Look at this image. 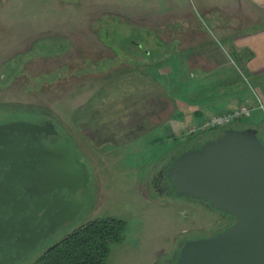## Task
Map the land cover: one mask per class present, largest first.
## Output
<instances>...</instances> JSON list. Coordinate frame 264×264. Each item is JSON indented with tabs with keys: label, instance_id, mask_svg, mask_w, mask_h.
<instances>
[{
	"label": "rangeland",
	"instance_id": "rangeland-1",
	"mask_svg": "<svg viewBox=\"0 0 264 264\" xmlns=\"http://www.w3.org/2000/svg\"><path fill=\"white\" fill-rule=\"evenodd\" d=\"M209 4L0 0V119L51 118L95 173L83 216L26 264H35L68 235L102 219L127 225L123 242L111 246L106 264L172 263L184 240L209 238L217 228L219 219L205 207L158 195L153 179L177 151L220 133L187 136L184 127L175 145L161 128L173 112L167 104L170 95L181 78L186 81L194 73L196 53L187 59L180 51L208 44L211 16L234 33L264 26L263 6L246 0L222 9ZM254 14L263 16L248 23L245 18ZM231 67L237 80H247L254 109L258 102L264 109V81L255 96L257 85L247 71ZM262 122L264 110L259 109L230 128ZM258 129L264 140V124ZM154 139L165 146L155 148Z\"/></svg>",
	"mask_w": 264,
	"mask_h": 264
},
{
	"label": "water",
	"instance_id": "water-1",
	"mask_svg": "<svg viewBox=\"0 0 264 264\" xmlns=\"http://www.w3.org/2000/svg\"><path fill=\"white\" fill-rule=\"evenodd\" d=\"M33 128L45 132L47 126L37 128L26 122L0 126V146L6 145V138ZM258 134L254 128L226 129L199 148L183 152L166 169L165 176L177 199L207 203L236 220L226 231L186 242L175 264H264V144ZM49 158L52 162H48L50 170L43 176V188L47 189L43 194L88 189L94 172L77 157L72 145L62 142ZM12 183L11 179L5 180L0 191L8 190ZM38 191L41 195V189ZM84 209L85 200L69 203L60 211L52 208L55 215L47 212L43 217L49 230L30 239V222L27 223V231L20 239L23 254L17 261L56 236L64 225L74 224Z\"/></svg>",
	"mask_w": 264,
	"mask_h": 264
},
{
	"label": "flooded vegetation",
	"instance_id": "flooded-vegetation-1",
	"mask_svg": "<svg viewBox=\"0 0 264 264\" xmlns=\"http://www.w3.org/2000/svg\"><path fill=\"white\" fill-rule=\"evenodd\" d=\"M12 122H26L37 128L47 126L45 132H39L36 128H33L28 132L16 133L14 136L6 138L8 142L5 146H0V185L4 184L7 179L13 180L8 190L0 191L1 195H4L3 198H0V264H26L57 236L66 233L73 226V224L64 225L56 236L45 243H40L35 252L21 261H17L18 257L23 254L20 239L27 231V223L30 222V233L28 234L30 239L49 230L50 225L47 220L44 221L43 217L47 212L54 216L55 213L52 212V208L60 211L69 203L85 200V209L82 211L80 219L88 205L89 196L95 183V173L87 190L78 189L71 193L69 189H62L61 193L56 190L43 194L44 190H47L43 188V176H45L47 169L50 170L48 164L52 162L49 155L62 142L72 145L77 151V157L86 162L92 170L90 162L82 156L78 147L51 118L10 117L0 119V126ZM166 169L167 167H162L155 175L158 183L154 185V188L158 195L171 197L175 192L165 176ZM40 189L42 191L41 195L38 191ZM190 203L205 207L213 216L215 214L219 215L220 220H218V225L215 226L217 228L212 230L213 232L209 234L210 237L221 231H226L225 229L230 223H228V217L224 213H216L217 211L214 208L204 202L193 201ZM188 241L192 240L183 241L176 247L171 258L172 261L177 262L180 249ZM168 263L173 264L170 261Z\"/></svg>",
	"mask_w": 264,
	"mask_h": 264
},
{
	"label": "crops",
	"instance_id": "crops-1",
	"mask_svg": "<svg viewBox=\"0 0 264 264\" xmlns=\"http://www.w3.org/2000/svg\"><path fill=\"white\" fill-rule=\"evenodd\" d=\"M246 1L252 3L253 6H263L264 10V0ZM233 4L239 6L240 0H231V2L228 0H210L209 5L212 8L215 6L214 9H222L224 6H234ZM262 16L254 14V17L248 16L249 18L246 17L245 19L249 23L257 21L258 18L260 20ZM210 20L211 31L208 33L210 34L208 44L196 43L193 48L180 51V53L187 55H184V58L187 59H189L188 55L194 52L196 55L192 77H185L186 81L181 78L178 89L173 92V95H170V100L167 101L173 112L167 121H164V127L161 128L166 134L167 140L173 141L175 145L181 143L179 138H181L180 134L184 127H187L186 130L190 129L211 117L232 112L240 106L254 108L253 95L250 94V89L244 84V81L247 80H243V76L237 80L231 66L234 65L247 71L249 80L255 86L257 85L255 90L253 87L255 96L258 94L257 89L259 92L261 91V82L264 81V26L258 31H247V28H242L234 33L231 28H224L215 16H211ZM232 56L237 63L231 59ZM186 63L187 68L190 69V63L188 61ZM263 124L264 122L262 124L254 123L249 126L262 128ZM138 138L140 137L135 140ZM154 140L158 143H156L155 148L165 146L163 140ZM166 153L165 157H168L172 153L171 149L164 152V154Z\"/></svg>",
	"mask_w": 264,
	"mask_h": 264
},
{
	"label": "trees",
	"instance_id": "trees-1",
	"mask_svg": "<svg viewBox=\"0 0 264 264\" xmlns=\"http://www.w3.org/2000/svg\"><path fill=\"white\" fill-rule=\"evenodd\" d=\"M247 128L253 127L248 126ZM234 129L244 130L243 128ZM254 129L258 130L259 139L264 144L261 131L258 128ZM214 137H208L195 145L181 149L175 155L167 159L166 167L168 168L183 152L190 149H197L204 142ZM154 182L157 183L158 180L155 178ZM170 198H176L175 193ZM180 201L183 203H190V201L187 200ZM216 213L220 214L219 211ZM217 215L215 214V216ZM225 215L228 217V223H230L225 229L228 230L236 223V220L227 214ZM217 218L220 220L219 215ZM126 226L125 222L117 219H102L88 223L51 247L35 264H106L110 255L111 246L120 245L123 242ZM186 240H184V242ZM172 263L175 264L176 261Z\"/></svg>",
	"mask_w": 264,
	"mask_h": 264
},
{
	"label": "built area",
	"instance_id": "built-area-1",
	"mask_svg": "<svg viewBox=\"0 0 264 264\" xmlns=\"http://www.w3.org/2000/svg\"><path fill=\"white\" fill-rule=\"evenodd\" d=\"M258 110H264L263 106L258 102ZM253 109L248 106H240L236 110L220 115L211 117L199 126L190 128L187 132V136H192L195 134H206L212 131H218L230 127L231 125L248 120L252 117Z\"/></svg>",
	"mask_w": 264,
	"mask_h": 264
}]
</instances>
